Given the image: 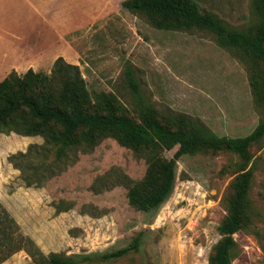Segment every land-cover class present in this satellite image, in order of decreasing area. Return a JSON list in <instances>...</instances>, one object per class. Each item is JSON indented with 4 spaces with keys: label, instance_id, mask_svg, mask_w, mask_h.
Returning a JSON list of instances; mask_svg holds the SVG:
<instances>
[{
    "label": "rangeland",
    "instance_id": "obj_1",
    "mask_svg": "<svg viewBox=\"0 0 264 264\" xmlns=\"http://www.w3.org/2000/svg\"><path fill=\"white\" fill-rule=\"evenodd\" d=\"M123 1L32 0L15 8L20 17L0 19V32L10 33L15 46L79 65L91 93L113 92L132 111L124 80L128 66L160 112L188 115L219 136L249 135L264 119L250 61L208 31L158 30L146 17L124 10ZM197 1L203 11L238 29H250L257 20L253 0ZM42 143L41 137L0 135V203L44 254L94 256L81 264H209L241 156L228 151L182 156L168 200L144 212L129 204L123 182L143 178V157L107 138L88 152L72 153L64 171L43 186L27 187L8 158ZM176 151L164 156L173 158ZM251 153L252 225L235 234L242 255L233 264H264V142ZM137 237L139 250L118 260L101 259ZM0 264L36 263L20 250Z\"/></svg>",
    "mask_w": 264,
    "mask_h": 264
},
{
    "label": "trees",
    "instance_id": "obj_2",
    "mask_svg": "<svg viewBox=\"0 0 264 264\" xmlns=\"http://www.w3.org/2000/svg\"><path fill=\"white\" fill-rule=\"evenodd\" d=\"M255 25L238 29L213 12L201 9L197 0H124L122 8L147 18L158 30H205L217 42L236 49L251 63V85L256 102L264 105V0H253ZM125 84L133 96L134 110L125 106L113 92L91 93L80 66L58 57L50 72L29 69L12 71L0 82V135L41 137L27 151L12 154L8 160L21 172L27 187L43 186L61 174L70 155L88 152L107 138L131 149L146 160L147 168L139 181L125 177L129 204L139 211L159 209L172 194L178 161L184 155L228 151L243 162L232 183L227 200V216L217 230L221 236L214 246L209 264H233L242 255L235 234L252 225L253 206L249 198L253 182L251 149L264 142V119L245 137L219 136L200 121L182 114L160 112L143 95L133 69L125 71ZM177 147L173 158L164 153ZM139 237L122 249L100 255L103 261L118 260L139 250ZM25 250L36 264H81L94 256L44 254L20 232L16 220L0 203V263Z\"/></svg>",
    "mask_w": 264,
    "mask_h": 264
},
{
    "label": "crops",
    "instance_id": "obj_3",
    "mask_svg": "<svg viewBox=\"0 0 264 264\" xmlns=\"http://www.w3.org/2000/svg\"><path fill=\"white\" fill-rule=\"evenodd\" d=\"M30 1L32 0H0V19L20 17L21 11L16 12L15 8L18 6L24 7V4L26 2L29 4ZM34 1L46 2V0ZM10 3L13 8H10ZM40 7H43V5H39ZM41 12L45 13L42 10ZM7 35L6 32H0V82L12 71H16L20 75L26 73L29 69L50 72L54 61L58 57H53L50 53L46 54L45 50L35 54L31 47L23 46V44L15 46L10 42V33L9 37Z\"/></svg>",
    "mask_w": 264,
    "mask_h": 264
}]
</instances>
